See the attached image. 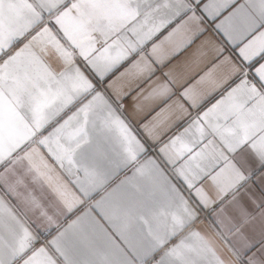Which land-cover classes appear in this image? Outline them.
<instances>
[{"label":"crops","instance_id":"crops-1","mask_svg":"<svg viewBox=\"0 0 264 264\" xmlns=\"http://www.w3.org/2000/svg\"><path fill=\"white\" fill-rule=\"evenodd\" d=\"M86 2L99 4L100 27L90 31V64L72 49L85 91L71 93V103L49 121L74 117L66 132L78 135L61 138L74 163L61 165L39 143L52 128L12 153H32L37 163L42 156L48 165L41 167L50 180L38 181L27 159L16 166L27 185L18 191L31 190L38 207L5 196L39 238L35 246L64 234L74 264H123L125 256L138 264L129 244L166 237L146 264L182 242L192 264H238L249 243L255 247L248 255L264 260V0ZM29 4L36 0H0V28L22 30ZM53 25L46 26L68 46ZM40 27L7 51L23 47ZM33 51L55 73L67 67L51 47L45 52L34 43ZM174 60L180 70L162 87L156 68ZM19 111L31 121L29 107ZM185 129L209 154L205 173L212 179L204 185L200 176L174 172L159 151L161 140L170 143Z\"/></svg>","mask_w":264,"mask_h":264},{"label":"snow or ice","instance_id":"snow-or-ice-1","mask_svg":"<svg viewBox=\"0 0 264 264\" xmlns=\"http://www.w3.org/2000/svg\"><path fill=\"white\" fill-rule=\"evenodd\" d=\"M61 5H65V0H36L35 5H28L30 18L22 30L0 28V169H2L0 170V264H21V261L23 264H57L58 260L60 264H74L65 246L64 234L46 241L47 246L36 247L39 238L34 237L24 226L5 200V196H11L26 205L39 206L36 198L31 195V190L27 196L18 191L20 186L27 188V185L23 176L17 174L16 166L27 159L29 164L27 171L35 172L32 177L34 181L41 178L50 180L41 167L47 168V162L41 156L37 163L32 153L15 158L12 156L21 144L36 135L39 130L53 129L39 143L46 147L58 163L63 165L65 160L69 164L74 163L72 150L61 143L62 137L71 140L78 135L76 131L66 132L74 117L64 120L62 124H50L49 121L71 103V93L85 91V73L75 64L72 49L76 50L83 62L91 63L89 55L96 40L91 36L90 31L93 26L97 29L100 27L96 18L99 4H89L86 0H72L70 6L65 5L63 10H59ZM53 20V27L63 33L68 46L57 38L52 27L46 26ZM37 25L42 27L23 44V47L14 52L7 51L13 43L18 44L25 39V34ZM34 43L40 45L41 51L46 52L48 47L53 48L67 66L65 70L55 73L51 66L33 51ZM191 51L192 49L189 48L185 55ZM179 59L181 58H177ZM179 70L176 60L157 66L154 79L162 87H166L174 71ZM57 100L60 101L59 106L53 111H48L49 106ZM25 106L31 111L30 122L19 111ZM167 135H171V132L165 135V140ZM144 143L150 146L148 140ZM199 144L195 132L185 129L184 133L173 137L170 143L161 140L158 145L159 151L164 153L163 156L171 164L174 172L200 176L204 185L212 178L207 177L205 173L209 154ZM79 220L88 223L85 217ZM93 223H95L94 218ZM78 224L79 221L74 222L70 227ZM121 237L124 238L123 233ZM163 243L161 238L154 237L151 241L141 242L136 246L129 244L128 247L138 264H146V260L153 257ZM253 247L255 245L251 243L246 246L243 253L244 264H264V260H257L254 254L248 255ZM189 251H191L189 246L182 242L166 251L159 260L155 261V264H192L187 254ZM123 264H133V262L125 256Z\"/></svg>","mask_w":264,"mask_h":264},{"label":"clouds","instance_id":"clouds-1","mask_svg":"<svg viewBox=\"0 0 264 264\" xmlns=\"http://www.w3.org/2000/svg\"><path fill=\"white\" fill-rule=\"evenodd\" d=\"M95 35H96L97 39H99L98 33H96ZM161 239L164 241V244L168 243L166 237H161ZM161 247L163 248V245ZM164 250L167 251V249H164ZM237 261H238V264H243V255L242 254L237 255Z\"/></svg>","mask_w":264,"mask_h":264},{"label":"built area","instance_id":"built-area-1","mask_svg":"<svg viewBox=\"0 0 264 264\" xmlns=\"http://www.w3.org/2000/svg\"><path fill=\"white\" fill-rule=\"evenodd\" d=\"M120 106H122V103L120 104Z\"/></svg>","mask_w":264,"mask_h":264}]
</instances>
